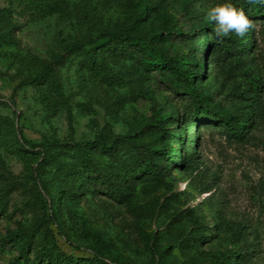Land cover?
<instances>
[{
  "label": "rangeland",
  "instance_id": "374dc122",
  "mask_svg": "<svg viewBox=\"0 0 264 264\" xmlns=\"http://www.w3.org/2000/svg\"><path fill=\"white\" fill-rule=\"evenodd\" d=\"M139 1L149 6V24L164 29L161 45L171 54L184 51L194 58L199 42L193 44L190 35L199 21L184 14L183 0H0V124L5 133L0 140V200L8 201L5 210L0 207V264L22 260L18 248L5 242L10 230L29 229L49 218L34 172L41 161L39 148L25 147L21 135L37 144L68 146L66 158L75 153L73 147L102 133L109 140L120 137L114 155L99 157L105 170L121 178L135 164L145 165L155 141L150 124L157 107L169 115L163 145L175 159L156 157L159 169L165 164L168 169L158 178L142 175L125 201L90 191L72 215L64 212L62 228L50 224L59 248L90 257L99 232L131 264H223L226 257L233 264L234 251L246 242L251 254L242 264H264V118L242 140L223 126L189 122L187 131L194 138L200 126L198 152L192 156L197 162L186 170L180 155L187 131H180L179 121L193 107V98L179 93L161 70L144 68L138 51L116 56L71 49L103 31L134 26L140 33ZM226 2L233 4L193 0L191 5L207 16L210 8ZM255 29V62L264 81V26L257 23ZM47 62L58 67L65 99L56 114L48 84L35 81ZM191 65L196 69L194 60ZM237 79L232 76L225 85L224 76L209 68L203 84L214 95L213 103L228 110L234 103L225 95ZM217 217L223 218L220 227ZM35 236L41 240L42 230Z\"/></svg>",
  "mask_w": 264,
  "mask_h": 264
},
{
  "label": "trees",
  "instance_id": "16d2710c",
  "mask_svg": "<svg viewBox=\"0 0 264 264\" xmlns=\"http://www.w3.org/2000/svg\"><path fill=\"white\" fill-rule=\"evenodd\" d=\"M192 1L183 0V11L190 19L196 18L199 21L190 35L193 44L199 42L194 47V58L191 53L184 51L171 54L161 45L165 36L164 29L161 25L149 24V6L141 1L136 3L138 14L141 16L140 33L134 26L119 31H103L84 42H76L71 49L79 51L90 48L95 52L110 51L116 56L138 51L144 68L161 70L179 93L193 98V107L183 115V120L179 121L180 131H187L189 122L203 125L214 124L223 126L231 136L242 140L264 118V81L259 66L255 62V50L258 46L255 24L264 26V6L252 4L249 0H231L234 6L244 10L254 27L243 38L236 37L234 34L218 37L213 30L212 22L191 5ZM11 28L9 27L8 30L14 37ZM238 56L241 59L239 65L234 63V58ZM193 60L197 66L196 69L191 65ZM209 68L214 73L224 76L225 85L232 76L240 77L234 81V86L225 95L229 102L234 103L233 108L225 110L221 105L213 103L214 95L210 88L203 84ZM35 81L48 84L49 100L56 114L60 103L65 100L57 65L54 62H47L43 71L35 77ZM169 119V115L164 114L163 109L156 108L150 124L155 141L148 147L150 154L146 156L145 165L135 164L121 178L118 172L105 170L99 157L103 153L114 155L120 146V137L109 140L108 133H102L94 141L73 147L76 150L75 153L66 158L65 155L69 153L66 150L68 146L55 141L37 144L24 139L21 135L20 142L25 147L39 148L37 154L40 155L41 161L34 168V172L40 178L44 190L43 202L46 211L49 212V218L47 221H44L46 218L43 219L38 225L29 229L21 226L19 229L9 231L5 242H10L12 246L18 248L22 258L20 264H131L113 243L99 232L95 234L90 246L92 256L76 257L67 254L59 248L50 224L57 223L62 228L64 212L72 215L75 208H78L77 204L90 191L94 193L100 190L115 199L125 201L128 196L127 190L137 179H141L142 175L160 177L168 169V165L165 164L159 169L156 157L165 156L166 159L169 157L170 161L175 159L174 156L168 155L166 146L163 145L164 126ZM199 126L195 127V138L187 131V146L181 152V161H176H180L181 166H184L186 170L193 168L197 162L192 156L198 152ZM19 132L22 131L19 129ZM4 136V128L0 124V140L4 139ZM193 141L195 146L190 149ZM59 148L63 149L57 153L56 150ZM47 174H51V177H46ZM7 206L8 201L1 199L0 207L5 210ZM217 218L220 221L217 226L220 227L223 218ZM39 230H42V239L37 241L35 235ZM247 246L245 242L243 247L234 251L235 263L233 264H242L248 260L251 252ZM31 251L34 253L33 257H31ZM223 264H231V260L226 257Z\"/></svg>",
  "mask_w": 264,
  "mask_h": 264
},
{
  "label": "clouds",
  "instance_id": "9594fccd",
  "mask_svg": "<svg viewBox=\"0 0 264 264\" xmlns=\"http://www.w3.org/2000/svg\"><path fill=\"white\" fill-rule=\"evenodd\" d=\"M250 3L264 6V0H249ZM207 18L213 24V30L218 37H228L234 34L243 38L254 27L243 9H239L231 2H226L210 8Z\"/></svg>",
  "mask_w": 264,
  "mask_h": 264
}]
</instances>
